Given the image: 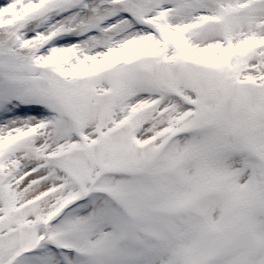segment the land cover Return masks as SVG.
Returning a JSON list of instances; mask_svg holds the SVG:
<instances>
[{"label": "snow or ice", "instance_id": "snow-or-ice-1", "mask_svg": "<svg viewBox=\"0 0 264 264\" xmlns=\"http://www.w3.org/2000/svg\"><path fill=\"white\" fill-rule=\"evenodd\" d=\"M0 264H264V0H0Z\"/></svg>", "mask_w": 264, "mask_h": 264}]
</instances>
